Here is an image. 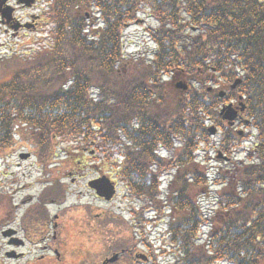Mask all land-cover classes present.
<instances>
[{
  "label": "trees",
  "instance_id": "16d2710c",
  "mask_svg": "<svg viewBox=\"0 0 264 264\" xmlns=\"http://www.w3.org/2000/svg\"><path fill=\"white\" fill-rule=\"evenodd\" d=\"M56 1L48 16L53 43L33 60H0V152L29 138L47 165L56 141L68 138L83 153H71L73 162L85 159L84 147L121 160L140 219L159 210L160 178L171 169L170 227L184 264H264V0ZM144 12L158 23L148 28L154 54L127 57L124 30ZM176 73L189 85L183 94L169 90ZM239 95L257 140L247 160L212 181L198 159L203 145L216 146L209 120L222 132L218 149H238L242 139L220 107ZM210 184L218 187L212 214L197 198Z\"/></svg>",
  "mask_w": 264,
  "mask_h": 264
},
{
  "label": "flooded vegetation",
  "instance_id": "af4514ba",
  "mask_svg": "<svg viewBox=\"0 0 264 264\" xmlns=\"http://www.w3.org/2000/svg\"><path fill=\"white\" fill-rule=\"evenodd\" d=\"M58 6L56 0H0V31L19 39L36 36L31 40L38 44V48L42 47L37 52L28 47L16 50L14 54L0 53V60H8L14 56L33 60L45 46H50L53 38L48 16ZM40 34H47L45 45ZM175 86L180 87L178 84ZM171 89L173 86L169 88ZM232 102L237 106L239 100L234 98ZM239 115L232 127L243 136L244 129L239 131L238 128L248 126L249 121L241 112ZM83 149L86 157L82 161L73 162L69 155L66 162L53 163L61 166L65 178L47 181L43 194L36 197L26 195L18 202H14L15 194H10L14 209L9 211V220L1 230L7 245L5 258L16 264H184V257H181L183 247L174 241L171 220H167L175 216L167 188V183L171 180V169L164 170L160 178V193L157 196L159 210H145L146 218L140 219L139 210L130 206L140 203V198L132 194L130 186L121 175L124 163L121 160L108 162L103 156L95 154L94 150L89 148L88 152L87 147ZM156 150L160 158L166 161V146L159 142ZM151 164L155 166V162ZM87 169L97 172V176L87 181L94 197L105 205H111L122 187L124 193L121 200H128L127 211L117 212L102 207L99 210L98 205L88 200H68L72 193L63 181L70 178L74 183ZM104 178L112 181L116 188V194L110 200L99 196L96 187L90 185L91 181ZM22 206L28 208L19 213L17 209ZM54 207L57 209L53 210ZM119 207L123 208L121 205ZM150 213L152 217L148 219ZM141 221H144L143 225L140 224ZM147 223L153 225L148 226ZM128 231H131L129 236L133 240L124 242V233Z\"/></svg>",
  "mask_w": 264,
  "mask_h": 264
},
{
  "label": "rangeland",
  "instance_id": "374dc122",
  "mask_svg": "<svg viewBox=\"0 0 264 264\" xmlns=\"http://www.w3.org/2000/svg\"><path fill=\"white\" fill-rule=\"evenodd\" d=\"M140 19H142L143 21L132 24L126 27L124 30L125 53L127 57H144L146 59H150L154 54L156 46L151 39L148 28L155 27L158 25V23L147 12L141 13ZM35 37L36 36H31L30 38L19 39L12 37L10 33L3 34L2 31H0V53H5V55L10 53L14 54L16 50L25 49L28 47V49H33L36 52L40 51L42 47L38 48V44L35 41L31 40V38ZM39 37L44 38L45 45L47 42V34H40ZM26 40H28V42H26ZM183 77L184 76L179 73L173 74L172 78L169 77V80L172 81L174 93H184L181 88L175 87V83L179 80H183ZM212 85L215 86L214 83H212ZM212 85L210 84V86ZM248 131L252 132L253 136L251 138H247L242 143V148H238L236 154L233 156V159H235V161H240L243 159L247 160L248 151L246 152L245 147H248L250 150L257 140L256 131L250 128ZM212 140L218 142L220 140L219 134L217 136L215 135L214 139L212 138ZM56 144L57 155L55 156L53 161H49L51 163L50 165L49 163L45 165L44 163H41L39 161L34 151V146L29 143V138H27L26 141H22L21 139H19L18 142L13 145L10 150L0 152V264H16L15 262L7 260L5 258L7 245L5 243V239L1 235V230L5 228V224L9 220L7 219L9 216V211H11V209H14V204L12 205L13 202H11L10 194H15L14 202L21 201L26 197V195H34L36 197L43 194L47 181H51L54 178H65L62 174L64 170H62L61 166H55V164L53 163L66 162L68 156L71 153L75 154L78 157L81 156V150L78 149L77 143L75 141H72L68 138H61L56 141ZM21 153H30V156L28 158H21ZM198 159L200 161V165L205 168L212 181L214 180V178L219 176V172H221L222 170L232 168V163L227 162L225 159L217 158V148H215V146L209 147V145H203L200 150ZM88 161L90 162L91 160ZM95 176H97V172L87 169L84 170L81 177H78L79 180H76L74 183L71 182L70 178L65 179L63 183L68 187L69 192L72 193V195L68 197V200H70L71 202L88 200L94 205H98L100 207L99 210H101L102 207L104 209L117 212L121 210L127 211L128 200H121V197L124 193L122 187L120 188L117 199L111 205H105L99 199L94 197L93 192L87 186V181L91 180V178ZM217 189V186H215L214 184H210L206 192L197 196L198 201L204 208V211L209 212V214H212L217 208ZM119 205H121L124 209L120 208ZM130 206L133 208L136 207L134 204H130ZM27 208L28 206H22L21 208H18L17 211L20 213L22 210L24 211ZM56 209V207L53 208V210ZM12 214H15V212H12ZM151 217L152 215L150 213L148 215V219H150ZM167 220L170 219L168 218ZM147 225L151 226L153 225V223H147ZM207 230L208 227H205L203 229L200 236L201 241L206 238Z\"/></svg>",
  "mask_w": 264,
  "mask_h": 264
},
{
  "label": "water",
  "instance_id": "95a60500",
  "mask_svg": "<svg viewBox=\"0 0 264 264\" xmlns=\"http://www.w3.org/2000/svg\"><path fill=\"white\" fill-rule=\"evenodd\" d=\"M240 82H241V79H237L235 81V83L232 85V87L235 88L237 86V84H239ZM178 86H180V88H182L184 90L188 89V84L186 82H183V81H179ZM223 95H224V92H220V96L222 97ZM244 109H245V105L243 103H241V110H244ZM220 113L223 116V118L225 120H227L229 123H232L233 120L238 115L237 109L234 108L232 104L223 106ZM209 131L212 135H214L217 132V128L215 126H211V127H209ZM27 156H28V154L23 155V157H27ZM104 179L92 181V182H90V185L96 187V189L98 190V194L100 196H103V197H106L107 199H110L115 193V187L110 180H108L106 178H104ZM4 234H6V233L4 232Z\"/></svg>",
  "mask_w": 264,
  "mask_h": 264
}]
</instances>
